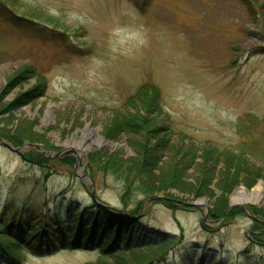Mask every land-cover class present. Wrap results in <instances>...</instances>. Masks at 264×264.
<instances>
[{"label": "rangeland", "instance_id": "obj_1", "mask_svg": "<svg viewBox=\"0 0 264 264\" xmlns=\"http://www.w3.org/2000/svg\"><path fill=\"white\" fill-rule=\"evenodd\" d=\"M146 85L137 98L159 100L164 117L158 125L173 130V151H196L200 160L215 157L213 148L245 152L246 170L260 175L230 193L217 222L211 213L225 201L214 197L217 185L230 181L222 158L203 196L171 192L202 208L143 202L142 196L138 206L122 202L121 180L89 169L94 150L113 153L110 162L128 168L132 155L123 141L144 136H116L110 121L115 112H130L127 100ZM7 136L22 144L15 147ZM79 141L85 146L78 156ZM30 151L49 162L25 161L22 154ZM189 167H180L181 188L192 190L203 173L198 164ZM263 176L264 0H0V225L13 218L47 221L57 212L66 219L93 202L124 213L139 207L124 220L153 227L168 235L159 241H171L129 253L131 264L163 254L155 264H198L199 258L203 264H264V215L251 214L252 208L264 213ZM257 185L259 200L230 206L239 191ZM5 236L0 242L10 247ZM12 253L17 264H88L100 255L67 249ZM0 264L16 261L0 252Z\"/></svg>", "mask_w": 264, "mask_h": 264}, {"label": "trees", "instance_id": "obj_2", "mask_svg": "<svg viewBox=\"0 0 264 264\" xmlns=\"http://www.w3.org/2000/svg\"><path fill=\"white\" fill-rule=\"evenodd\" d=\"M138 5V2H136V6ZM16 17L18 18V16ZM142 89H148V86L140 88L134 97L127 100L126 106L130 112L124 114L115 112V116L112 118L113 121H110L116 128L115 130H117L116 136L121 133L131 137L139 134L144 136L138 142L123 141V143L128 144V148L131 151L130 155H132L129 159L128 168L123 167L120 163H111L110 157L112 156L110 155H114L113 153L111 154L108 151L102 152L100 155L94 150L93 155L96 160L94 159L93 163L90 164L89 169L91 166L95 167L96 170L113 174L118 180H121L124 184V189L120 196L122 202L126 203L135 200L136 206H138L142 202L138 203L139 200H136L137 196H142L144 198L142 199L143 202L146 200L156 201L157 197H161L157 200H161L166 204L176 205V203L183 201L172 198L171 192L189 195L193 198L203 196L206 193V188L209 185L211 186V178L214 177V174L220 168L219 163L217 164L215 161L222 158V163L219 161L220 165L224 166L223 172L225 176L230 175V181L228 186L223 188H221L220 182L217 185L219 192L217 191L214 197L221 198L223 196L225 200L219 212L214 210L211 213V220L217 222L226 208L224 206L230 193L239 185L251 186L260 175L250 168V170H246V166L250 165L242 157L245 152H234V154H231L228 149L213 148L211 153L215 157L202 155L200 160L195 155L196 151H192L191 155L189 153L186 154L187 152L181 155L180 146L173 151L169 146L172 141L170 133L173 134V130L162 128V126L158 125L157 119L164 117V112L159 106V100L157 101V98H154L152 103L151 98H137L144 96L140 91ZM155 95L157 96L156 92L154 93ZM135 102L138 105L135 106ZM255 126L256 123H253L251 128ZM114 127L111 129H114ZM109 136L113 138L112 135ZM6 139L15 147L22 144L21 140L15 138V136H7ZM171 151H173L172 154ZM167 154H170V160H168L169 157L165 160ZM93 155L88 156L89 163H91ZM118 155H120V152H118ZM22 157L25 161L28 160L41 166H45L49 162L48 158L37 153V151L23 153ZM176 157L178 159L175 162L174 159ZM187 157L190 158L186 160ZM198 160L200 161L198 162ZM65 163L72 164L73 161L68 160ZM186 164L190 167L198 164L201 168L200 172L203 173L201 176L199 175L200 179L196 180L192 190L181 188L184 185L181 180L182 178L184 179V172L180 170V167H185ZM92 177L94 176L92 175ZM220 191L221 194L223 193L222 195L219 194ZM138 210L139 207L130 211L127 215H130V217L135 216ZM251 211L253 216L262 217L264 215L263 211H259L257 208H252ZM127 215L111 207L93 202L89 207L83 209L82 207L75 208L72 214H67L66 219L59 212L55 213L52 219L51 217L48 218L47 221L39 218L28 219L29 217L26 220L13 218V222L8 221L9 223L0 225V234L6 235L5 237L10 238V241L13 242V244L10 242V247L0 242V252L14 259L17 264L20 260L17 256L16 258L15 256L13 257L12 251L19 253L21 250H26L38 254L46 249L48 251L53 249L82 250L84 252L97 250L100 253L99 258L94 263L88 264H107V261H111V264H131L129 259H127L129 253L151 249L155 246H165L171 241V239L167 238L159 241L158 237H168V235H161L158 230H154L153 227L150 228L137 220L130 221L131 224L127 223L124 220V218H128ZM163 256L164 254L150 256L149 259H141L136 264H155ZM198 264H203L202 258L198 259Z\"/></svg>", "mask_w": 264, "mask_h": 264}, {"label": "bare ground", "instance_id": "obj_3", "mask_svg": "<svg viewBox=\"0 0 264 264\" xmlns=\"http://www.w3.org/2000/svg\"><path fill=\"white\" fill-rule=\"evenodd\" d=\"M75 145L77 146V149L79 148V151H77L78 156H79L83 152L85 144L83 141H79ZM262 196L263 194L261 193L260 185L255 186L251 190L242 189L235 196L232 197L230 206H233L234 204L235 205L241 204V203H249V202L254 203L257 200H259V198H261Z\"/></svg>", "mask_w": 264, "mask_h": 264}, {"label": "water", "instance_id": "obj_4", "mask_svg": "<svg viewBox=\"0 0 264 264\" xmlns=\"http://www.w3.org/2000/svg\"><path fill=\"white\" fill-rule=\"evenodd\" d=\"M6 142H4V144H5ZM186 205H188V206H197V207H203V204H201V203H185Z\"/></svg>", "mask_w": 264, "mask_h": 264}]
</instances>
